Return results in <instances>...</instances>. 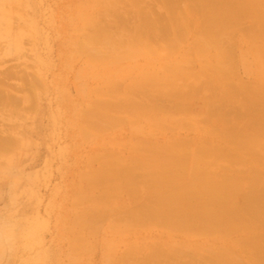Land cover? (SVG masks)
Segmentation results:
<instances>
[{
  "label": "rangeland",
  "instance_id": "obj_1",
  "mask_svg": "<svg viewBox=\"0 0 264 264\" xmlns=\"http://www.w3.org/2000/svg\"><path fill=\"white\" fill-rule=\"evenodd\" d=\"M168 1L0 0V137L8 144L0 149V264H156L166 257L155 249L162 256L151 263L157 244L192 246L200 253L181 252L190 264L222 263L221 249L256 264L254 247L237 240L246 232L264 240V38L249 29L264 2L176 0L186 27L194 25L180 34L185 22L172 27L171 16L165 35ZM127 98L146 109H129ZM232 175L238 181L226 183ZM196 176L194 199L187 185ZM179 186L186 192L175 200ZM176 203L210 213L211 223L240 209L247 222L228 234L163 230Z\"/></svg>",
  "mask_w": 264,
  "mask_h": 264
},
{
  "label": "bare ground",
  "instance_id": "obj_2",
  "mask_svg": "<svg viewBox=\"0 0 264 264\" xmlns=\"http://www.w3.org/2000/svg\"><path fill=\"white\" fill-rule=\"evenodd\" d=\"M168 1V0H167ZM176 2V0L175 1H168V7L171 9V11H174V12H169L168 14L170 15L169 17H167V13L165 12V11H167V10H165L164 11V13L166 14L165 16L168 18V19H170V17L172 16L173 17V19H175L176 20V17L178 18V16H180V18H186L185 20L182 18V19H180V18H178V20H176V21H187L188 22V20H187V16H186V14H184L185 16H182L183 14L182 13H180L179 11H178V13H177V11H175L174 10V3ZM179 2V0L176 2V4ZM225 1H223V3H224ZM261 2H264V0H261ZM241 3V2H240ZM259 3V2H258ZM241 4H243V3H241ZM263 5V4H262ZM162 6V5H161ZM198 6V5H197ZM197 6L195 5L194 7H195V9L197 8ZM243 6V5H242ZM134 7V6H133ZM166 8V9H169V8ZM194 7L193 8H191V10L192 9H194ZM214 8H215V5L213 6ZM247 7V6H246ZM263 7H264V5H263ZM135 8V7H134ZM138 8H140V7H138ZM138 8H136V9H138ZM162 8V10H163V8L164 7H161ZM199 8H200V6H199ZM135 9V10H136ZM170 9L168 10V11H170ZM190 9V8H189ZM188 9V10H189ZM237 9V11L239 10V13L238 14H240L241 15V11H242V9H241V7L238 9V8H236ZM236 9H235V12H233L234 14H236ZM141 10V9H140ZM140 10L138 9V12H140ZM187 10V11H188ZM216 10H220V9H218V6H217V9ZM224 10V9H223ZM222 10V11H223ZM250 11V10H249ZM263 11H264V9H263ZM262 11V12H263ZM135 11H133V13H134ZM142 12V11H141ZM218 12V11H217ZM242 12H244V10L242 11ZM163 13V14H164ZM231 14H232V18H235V17H237V15L235 16L232 12H230ZM229 13V14H230ZM138 14H140L141 16H142V14L143 13H138ZM172 14V15H171ZM178 14H180V15H178ZM228 14V16H230ZM140 15H137V16H140ZM178 15V16H177ZM235 17H234V16ZM125 16V15H124ZM135 16V15H134ZM144 16V15H143ZM161 16H162V14H161ZM164 16V17H165ZM189 17L190 16H192V14L190 15V13H189V15H188ZM228 16H227V18H228ZM163 17V16H162ZM165 17V19L166 20H168L167 18ZM238 17H239V15H238ZM261 17V22H259L258 21V24L257 23H255V21H254V23L249 27V29L250 30H252V35H254V36H262V38H264V12H263V16H260ZM136 18V17H135ZM134 18V19H135ZM143 18V17H142ZM145 18V17H144ZM143 18V19H144ZM194 18V17H193ZM221 21L222 20H225L226 19V17H225V15H224V13H223V15H221ZM230 18H231V16H230ZM231 18V19H232ZM138 19V18H137ZM146 19V18H145ZM149 19V18H148ZM172 19V18H171ZM171 19L170 20H168V21H170V22H167L166 21V25H167V23H168V27H164V34L165 35H167L169 32H168V28H170L169 27V23H171ZM173 19H172V22L173 23H175V21H173ZM180 19V20H179ZM237 19V18H236ZM139 20V19H138ZM140 21V20H139ZM189 21H190V19H189ZM195 21H197V20H195ZM228 21V20H227ZM226 21V23H230L231 21H230V19H229V21L227 22ZM235 21H237V20H234V21H232V22H235ZM132 22V21H131ZM146 22V21H145ZM165 22V21H164ZM194 22V21H193ZM225 21H223V23H224ZM231 22V23H232ZM140 23H141V21H140ZM139 23V24H140ZM143 23H144V21H143ZM149 23H150V21H149ZM160 23H162V22H160ZM172 23V24H173ZM177 23V22H176ZM176 23L175 24H170V26H172V27H177L178 25H183L182 23L183 22H181L180 24L179 23H177V25H176ZM190 23V22H189ZM197 23V22H196ZM237 23V22H236ZM137 24H138V22H137ZM185 24V26L183 27H181V30L179 31L180 32V34L181 33H184L185 31H188V33H190V28H189V26H193L194 25V23H192L191 25H189V26H187L186 27V25H188V24H186V22L184 23ZM235 24V23H234ZM257 24V25H256ZM134 25H135V23H134ZM143 25V24H142ZM145 25V28H147V26H150V24L148 25V23H147V25L146 24H144ZM157 25H159V24H157ZM156 25V26H157ZM162 25V24H161ZM226 24H224V26H225ZM229 25V24H228ZM259 25V26H258ZM136 26V25H135ZM134 26V27H135ZM152 26H153V24H152ZM155 26V25H154ZM223 26V27H224ZM138 27V26H137ZM158 27V26H157ZM179 27V26H178ZM222 27V29H221V31L223 32L224 31V28ZM139 28V27H138ZM142 27L140 26V29H141ZM150 28H151V26H150ZM153 28H155V27H153ZM187 28V29H186ZM148 29V28H147ZM146 29V30H147ZM195 29V28H194ZM196 29H197V27H196ZM195 29V30H196ZM226 29V28H225ZM192 30V29H191ZM141 31H144V29H142ZM155 31V30H154ZM153 31V33H155ZM194 30H192V32H193ZM156 32H158V30H156ZM210 33H211V35L212 36H214V34H213V31H210ZM170 34V33H169ZM179 34V35H180ZM176 39H177V37H176ZM260 39V38H259ZM263 41V40H262ZM260 46H259V49L261 50V52H262V54L264 55V43H262L261 41H260ZM182 52V51H181ZM183 53H186V51H183ZM178 66V65H177ZM188 69H186V72H182V70H178L177 72H179V74L182 72V73H188V71H187ZM173 77L175 76H178V75H176L174 72H173ZM211 74H213V73H211ZM181 75V74H180ZM213 75H215V74H213ZM182 76H183V74H182ZM207 76H211V75H207ZM219 75H215V78H217ZM208 78V77H207ZM213 78V76H211V79ZM144 79H145V77H144ZM169 79V78H168ZM214 79V78H213ZM214 80H216V79H214ZM157 81H159V80H154V81H152V84H155V85H157L156 84V82ZM169 81H171V79L169 80ZM168 81V82H169ZM160 83L162 82V81H159ZM112 83H114V82H112ZM116 83V82H115ZM150 83H151V81H150ZM158 83V82H157ZM181 83V82H180ZM183 83V82H182ZM139 84H141L140 82H139ZM184 84V83H183ZM182 84V85H183ZM116 85V84H115ZM117 85H118V83H117ZM121 85V84H120ZM119 85V86H120ZM142 85V84H141ZM112 86V85H111ZM190 85H188V84H185V86L183 85V87H184V89L186 90V88L187 87H189ZM192 86V85H191ZM145 87V86H144ZM158 88H159V90H161V86H157ZM1 86H0V92H1ZM115 88H117L116 86H115ZM143 88V87H142ZM165 88V89H164ZM164 88H162V90L164 89L165 90V92L164 91H162V92H164V96H166L165 98H170V96H171V98L172 99H174V98H177L178 96L177 95H174V94H176L175 92L173 93L172 91L170 92L169 90H170V87H164ZM166 88H168L167 89V93H166ZM192 88H194V87H192ZM192 88H190L191 90H193ZM124 89V88H123ZM195 89V88H194ZM158 90V91H159ZM129 91V90H128ZM131 91V90H130ZM130 91H129V93L128 94H130ZM168 91H169V94H168ZM253 91V90H252ZM160 93H161V91H160ZM166 93V94H165ZM172 93V94H171ZM5 94H6V99H8V100H17L16 99V95H11V93H7V91L5 92ZM150 95H152V93H149ZM167 94L168 95H170V96H167ZM183 94H184V92H183ZM262 94V93H261ZM162 95H163V93H162ZM172 95H174L173 97H172ZM180 96H184L185 97V94L184 95H181V94H179ZM132 96V95H131ZM136 96V95H135ZM154 96H156V95H154ZM137 97V96H136ZM150 98H151V96H149ZM138 99H139V97H137ZM143 98V100H144V97H142ZM153 98V97H152ZM156 98V97H155ZM160 98H162V96H160ZM159 98V99H160ZM171 98H170V100H171ZM180 98V97H179ZM179 98H177L176 100L178 101V103H180V100H178ZM127 99H129V98H127ZM126 99V100H127ZM141 99V98H140ZM147 99V98H146ZM145 99V100H146ZM154 99V98H153ZM164 99V98H163ZM162 99V100H163ZM126 100H124L125 101V104H124V106H126V104H128V103H130V107H131V100L132 99H129L130 101L129 102H127ZM134 101L136 100V99H133ZM132 100V101H133ZM148 100V99H147ZM156 100V99H155ZM161 100V101H162ZM167 101H168V99H166ZM166 100L164 99L163 100V102L165 101L166 102ZM123 101V102H124ZM140 102L142 101V99L141 100H139ZM139 101H136V103L138 102V104H134L131 108H129V107H127V108H129V109H133V108H136L134 111H144L146 108L142 105V110H141V108H139V110H138V108L137 107H140L141 106V104L143 103V101H142V103H139ZM182 101V100H181ZM23 102H27V100L26 99H24L23 100ZM127 102V103H126ZM145 102V104H147V106H150L151 105V107H153L154 108V106L153 105H155V103H153V102H155V101H150L151 103H153V104H151V103H149L148 101V103H146V101H144ZM164 102V103H165ZM119 103V105H117ZM120 103H122V102H117V104H115L114 106L116 107V106H119V108H121L120 107V105H122V104H120ZM162 102H160V104H161ZM139 104H140V106H139ZM144 104V105H145ZM150 104V105H149ZM156 104L158 105V103L156 102ZM159 104V105H160ZM163 104V103H162ZM161 104V105H162ZM181 104H183V103H180L179 104V107H178V109H183L184 108V105H181ZM156 105V106H157ZM159 105L157 106V107H155V108H157L158 110L159 109H161L162 107L160 106L159 107ZM135 106H137V107H135ZM159 107V108H158ZM124 107H123V105H122V108L121 109H123ZM127 108H125L126 109V111H128V109ZM150 108V107H149ZM165 108V107H164ZM124 109V110H125ZM152 109V108H151ZM151 109H150V111H151ZM133 110H130V111H133ZM156 110V109H155ZM108 111V110H107ZM136 111V112H137ZM102 112V111H101ZM152 112H154V110H152ZM108 113V112H107ZM143 113V112H142ZM145 113V112H144ZM109 114V113H108ZM102 115V114H101ZM105 118V117H104ZM132 137H134V136H132ZM136 138V137H135ZM132 143H134L133 145H135V142H134V140H133V142ZM7 139L6 138H4V137H0V149H3V150H5V148L7 147ZM153 146H154V144H153ZM155 147H157L156 145L154 146V148ZM158 148V147H157ZM161 148V149H160ZM160 148H158V149H160V151L161 150H163V147H160ZM156 149V148H155ZM157 150V149H156ZM165 150V149H164ZM167 150H165L164 152H166ZM143 153H141V155H142ZM250 155V154H249ZM255 158H257L256 156H254ZM146 157H144V159H145ZM116 162V161H115ZM118 162V161H117ZM116 162V163H117ZM135 162V161H134ZM118 165V164H117ZM119 168V167H118ZM122 169V168H121ZM119 171H121V170H119ZM122 173V172H121ZM118 175H119V173H118ZM120 176V175H119ZM233 177H232V179L230 178V176H228V179L226 178V183H236V181H238L237 179L235 180V178H234V175H232ZM121 177H123V179H125V177H124V174H123V176H122V174H121ZM121 177H119V179L121 178ZM197 178H194V180L193 179H191V180H193L191 183L189 182L188 183V185H187V190L189 191V193H190V191L192 192V194L191 195H193L192 197L194 198V199H196V197H197V195L199 194V191L201 190V188L199 189V190H196L197 189V187L199 186V184H200V181H198L199 180V176H196ZM127 178V177H126ZM122 179V180H123ZM129 179V178H128ZM196 179H198L197 180V182H199L198 184L196 183ZM117 181V180H116ZM133 181V180H132ZM137 181V180H136ZM134 183H135V180L133 181ZM163 181L162 180H160V181H156V183H157V185L158 186H161L163 183H162ZM194 182V183H193ZM134 183H132L131 181L129 182V185H128V188H130L129 186H131V188L130 189H134V186L136 185V183H135V185H134ZM130 184H133V187H132V185H130ZM195 184H197L198 186L196 187V185ZM202 184V183H201ZM154 185H156V184H154ZM154 185H152V187L154 186ZM156 185V186H157ZM195 185V186H194ZM207 185H210V184H207ZM201 186V185H200ZM199 186V187H200ZM155 187V186H154ZM198 187V188H199ZM202 187V186H201ZM179 188H181L180 186H179ZM150 188H148V190H149ZM155 189V188H154ZM185 190V192H186V189L185 188H181V189H177L175 192H174V194L172 195L173 196V199H179V197H180V195H181V193H183L184 192V190ZM150 190H152L153 191V189H150ZM180 190H182V191H180ZM195 190V191H194ZM187 191V192H188ZM153 193V192H152ZM164 195V194H163ZM163 200H165V201H168V200H171L167 195L165 196H163V198H162ZM161 199V200H162ZM190 199H192V198H190ZM156 200V199H155ZM137 201V200H136ZM159 201V200H158ZM192 201V200H191ZM146 202H148V203H150V200L148 199V201H146ZM146 202H144V200L143 201H141V202H136V203H143V204H146ZM190 202V201H189ZM131 203V202H130ZM136 203H132L133 205L134 204H136ZM160 203V202H159ZM177 205V206H176ZM176 205L171 209L170 208V212H169V210H168V208H167V211H166V215H168L169 213L171 214V213H173L172 215H173V219H171L170 220V224L169 225H167V224H165L164 225V227L165 228H163V230H171V231H175V232H178L177 234H179L180 232H182V231H186V232H192V231H203V230H205V231H207L208 229H210L211 227H213V228H218L217 230L219 231V232H222V233H226V234H228L229 232L230 233H233L235 230H236V228L237 229H239V227L237 226V225H242V223L243 222H245L246 220L244 219V217H243V211H241L240 209H233V211L232 212H230L229 213V217H230V219H228L227 221H226V223L223 221V223H220L219 221H218V219L216 218L215 220V222L214 221H212V223L210 222V220L209 219H207V220H205L204 219V217H208V214H210V213H205V212H202V213H199V212H197L196 210H194V209H191V208H189V209H191V210H189V209H184V212L182 211L183 209H181V206H182V203H176ZM190 205V204H189ZM130 206H131V204H130ZM143 208L145 209L146 208V206L144 205L143 206ZM143 208H141V210L143 209ZM149 208V207H148ZM147 208V209H148ZM182 208H183V206H182ZM185 208V207H184ZM121 209H122V207H121ZM129 210V209H128ZM127 210V211H128ZM189 210V211H188ZM129 211H131V210H129ZM128 211V212H129ZM194 211V212H193ZM196 211V212H195ZM138 213V214H137ZM142 213V212H141ZM195 213H197L199 216L200 215H202V217H201V219L203 218V221H202V223H200V224H198V222H195V220L196 221H199L198 220V218H200V217H197L195 220L193 219L192 220V218H194V217H192L193 215H196ZM136 214L137 215H139L140 214V212H137L136 211ZM192 215V216H191ZM147 216H150V217H153V214H148ZM201 219H200V221H201ZM233 220H236L237 221V223L236 224H234V222H233ZM172 221V222H171ZM230 221V222H229ZM240 222V223H239ZM247 222V221H246ZM214 224V225H213ZM244 224V223H243ZM212 225V226H211ZM217 225H219V227H217ZM247 225H249V223H247ZM250 226V225H249ZM248 226V227H249ZM184 233V232H183ZM176 234V233H175ZM258 234V235H257ZM257 234H254V233H252V232H246L244 235H242V236H240V238L237 240L238 242H237V245H239L240 243L243 245V246H253L254 248H252V254H254V256L252 257L251 255H249V258L250 259H252V261L255 263L256 262V264H264V246H263V243H264V240H263V238L261 237V234H259V233H257ZM176 244V246L177 245H181L182 243H175ZM174 244V245H175ZM189 246H191V245H189ZM188 246V247H189ZM225 246V245H224ZM223 246V247H224ZM236 246V245H235ZM161 247H163L162 248V250L164 251V253H165V255H166V257H164V255L162 256V252H159V251H162L160 248ZM184 247V246H183ZM183 247H179V248H183ZM192 247V246H191ZM191 247H189L190 249H188L189 251H191ZM222 247V246H221ZM234 247V246H233ZM233 247H232V249H233ZM235 248L236 247H234V256H235ZM150 249V250H149ZM158 251L157 253L158 254H160V253H162L161 255H158L157 253H155V251L156 250ZM255 249V251H253ZM148 250L150 251H148V253L150 254H148V258H150V259H153L152 257H154L155 258V254L157 255L156 257H158V259H153V262H151V263H156L157 262V260H159V256H162V259H160L161 261L162 260H164L165 261V264H190L191 262H192V258H190V260H188V259H186V258H184L185 256L181 253L182 251L184 252V250H187L186 248H184V250H181V252H180V250L176 247V248H174L173 249V245L172 244H170V245H161V244H157V245H155V246H153V247H149L148 248ZM185 251V253H187V252H189V251ZM197 250V249H196ZM204 250V249H203ZM202 250V251H203ZM224 252H223V251ZM226 250L227 249H221L220 250V252L222 251V255H223V262L222 263H224V261H225V259L224 258H226V264L229 262V263H231V264H241V263H237L236 262V258H234L233 256H232V254H230V252L228 251V252H226ZM251 251V250H250ZM197 252H199V251H196V253ZM206 252H209V251H207L206 250ZM205 252V253H206ZM254 252H256V253H254ZM167 253V254H166ZM191 253H192V251H191ZM196 253H195V251L192 253V254H195L196 255ZM200 253V252H199ZM209 253H211V252H209ZM176 254V255H175ZM192 254H191V256H192ZM167 255H169L170 256V258H172V259H170V261L167 263L166 262V260H167V258H168V260H169V256H167ZM172 256V257H171ZM194 256V255H193ZM236 256L239 258V256H238V254H236ZM181 257H183V258H181ZM194 257H196V256H194ZM137 258V257H136ZM161 258V257H160ZM163 258H166V259H163ZM237 258V259H238ZM204 259V258H203ZM122 260V259H121ZM120 260V262H116L115 261V264H139V262L138 263H132L133 261H139L138 259L136 260V259H133V261L131 262V261H129L128 263L127 262H125V260L123 261H121ZM199 260H201V259H198V260H196V258H195V261L192 263V264H201L203 261H205V260H202V262H200ZM244 259H242L241 261H243ZM156 261V262H155ZM160 261V263L162 264V262ZM186 261V262H185ZM159 262V261H158ZM156 263V264H160V263ZM208 262V261H207ZM222 264L220 261H218L217 260V258H216V262H215V264ZM205 263H206V261H205ZM205 263H203V264H205ZM214 262H212V264H213ZM145 264V263H144ZM207 264V263H206ZM209 264V263H208Z\"/></svg>",
  "mask_w": 264,
  "mask_h": 264
}]
</instances>
